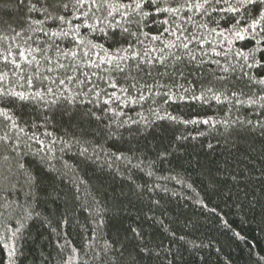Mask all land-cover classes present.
I'll list each match as a JSON object with an SVG mask.
<instances>
[{
    "label": "trees",
    "instance_id": "16d2710c",
    "mask_svg": "<svg viewBox=\"0 0 264 264\" xmlns=\"http://www.w3.org/2000/svg\"><path fill=\"white\" fill-rule=\"evenodd\" d=\"M165 3L176 7L182 0ZM222 6L172 17L146 6L147 17L133 13L124 20L114 13L102 24L89 18L98 27H80V47L70 37L50 40L13 24L22 33L19 42L31 36L32 47L47 48L52 64L37 54L40 80L33 88L12 72L0 82V88L41 94L15 112L25 129L21 162L31 184L15 160L0 159V238L5 228L9 237L19 229L3 241L15 249L13 257L0 245V264H62L73 249L76 264H93V249L105 246L111 247L108 264H264V93L248 86V76L264 77V71L247 68L237 57L258 47L255 59L264 63V33L236 38L235 31L251 21L244 10L233 16L220 12ZM6 14L14 22L22 16L44 19L18 9L16 0H0V15ZM49 25L59 31L51 20ZM78 25L82 21L72 20L61 27ZM57 45L75 51V61L61 56ZM121 47L129 49L121 55L138 53L144 63L121 61L123 73L108 64L89 66L99 62L101 49L114 53ZM33 136L51 151H40ZM140 248L151 256L137 257Z\"/></svg>",
    "mask_w": 264,
    "mask_h": 264
},
{
    "label": "snow or ice",
    "instance_id": "6c2138e0",
    "mask_svg": "<svg viewBox=\"0 0 264 264\" xmlns=\"http://www.w3.org/2000/svg\"><path fill=\"white\" fill-rule=\"evenodd\" d=\"M162 0H130V3H124L122 0H16V7L22 11H26L29 14L40 13L44 19H36L35 17H21L19 21L14 22L9 14V18L5 19L3 15H0V29H3V33H0V82H4L8 78L9 72H12L13 75H19L23 78L29 88H33L36 84V81L40 80V77L36 75L38 72V66L40 60L37 59V54L39 53L43 60L47 64L51 65L52 60L45 54L47 48H42L39 45L37 47H32L31 36H28L26 39H23V42H19L17 38H22L21 31H17L16 27H13V24L16 23L17 26L27 33L31 31H40L45 37H48L50 40H61L62 38H69L71 41H74L75 47H80L84 41L80 38V27L88 28L89 31H95L98 27L96 23H88L89 18H94L96 21H99L101 24L104 23L109 17L114 19V13H119L121 18L128 20L129 16L133 13L141 14L143 17L148 16V12L145 11V7H152L157 13H166L168 16H177V14L184 10L192 12L193 10L196 13H199L202 9H206V6H211L213 11H216V5H227L226 7H219V11L222 13H229L233 16L236 13H241L242 10L246 12L245 19H250V23L246 24V27H241L239 30L235 31L234 35L240 40L245 39L246 34H250L253 37L260 36L261 33H264V0H235V3L231 0H182V3H178L176 7H172L169 4L165 3V6H161ZM71 9V19H68L67 13ZM76 13H80L77 15ZM96 13H101L102 15L98 16ZM106 13V15H103ZM244 13H242V16ZM191 19V17H189ZM51 20L59 31L49 30L52 25H49L48 28H45V24ZM72 20L82 21V25L75 27H70L65 29L61 27L64 24H71ZM131 22V21H129ZM117 25L120 24V21H116ZM163 24L169 23L168 20L161 21ZM241 20L237 19L236 24L233 25L235 29L237 25H240ZM27 25V27H25ZM33 25H38L39 28H33ZM179 28V25H177ZM8 29H11V35L8 34ZM249 29L251 32L249 33ZM259 29V31H257ZM100 31H103V28H99ZM165 31H169L165 28ZM123 32L129 33L130 35H135L130 33L128 28H124ZM172 34V33H169ZM218 35H223V33H218ZM153 40H159V36H153ZM256 45L261 44V39H256ZM231 43V41H229ZM169 45H166L168 47ZM183 48L187 49L188 44L182 43ZM93 48L96 45H92ZM202 47V45H201ZM56 51L60 53L61 56L67 57L72 61H75L77 53L72 50H61L59 46H56ZM103 56L99 57V62L92 61L89 65L90 67L94 66L99 68L101 64H108L112 66L113 70L123 73L125 71L124 66L121 64V61L127 62L129 60L136 61L137 66L144 63L142 59H139V54L133 52L131 55H121V53H128V48H118L116 52L110 53L107 50H103ZM260 51V49L254 48L250 49L247 53L238 51L237 57H242L245 61L247 68L252 69L256 68L260 71H264V63L257 61L255 59V53ZM99 56V53H97ZM85 57H89V53H84ZM144 56L148 57L149 53L146 50ZM89 59H91L89 57ZM195 59V57H193ZM37 66L33 68V66ZM60 68H75V64L64 65L60 64ZM32 70L33 75H27L29 70ZM51 72L53 69L49 67L47 69ZM224 72H228L227 68L222 69ZM151 75V73H148ZM247 75V73H245ZM259 75V73L257 74ZM67 80H73L71 76L65 77ZM219 80H224V77H219ZM250 81L249 87L251 84H256L259 86L260 92L264 93V77L257 78V76H248ZM55 82V81H53ZM60 85L65 83V79L59 81ZM108 86L112 89L118 87V83L112 82L111 80L105 81ZM134 87V86H133ZM122 91H127V89H121ZM139 91V90H137ZM207 92H212V98L217 102H220V96L216 95L213 92L212 88H208ZM48 92L55 96V92L52 88H48ZM235 95V93H233ZM41 94L36 92L34 94H26L25 92L13 91L6 88H0V132L3 134L0 135V159L8 161L9 159L15 160L18 170L26 175L29 184H31V176L26 172L24 164L21 162V158L26 153L20 149V141L22 140L23 135H25V129L21 127L15 116L17 109H23L25 104L35 97H39ZM99 95V93H97ZM203 95V94H202ZM141 99L143 95L141 94ZM200 99L201 97H195ZM171 99V97H170ZM261 101H264V95L259 97ZM105 104L108 101H104ZM249 103H254L250 101ZM261 107L264 108V104H261ZM62 115H69L67 112L62 113ZM84 115H88L85 113ZM71 118V116H70ZM47 116H45V122H47ZM170 119H175L170 117ZM194 123V121H191ZM208 123V121H204ZM251 123L250 121L248 122ZM260 129L262 134H264V122L260 123ZM45 135H50V133L45 132ZM29 139L34 140L36 144L40 145V151H48L44 143L39 140L37 137H29ZM30 147V145H29ZM85 149H81L82 154L85 152ZM119 159V157H117ZM19 229H15L11 233V237L7 236L8 229L5 228V235L3 238H0V245L6 250H8L9 258L15 255V249H9V246L6 242H3L7 239L13 238L16 236V233ZM135 232V229H133ZM136 247V246H134ZM141 253H144L146 256H151V251L146 248H140L137 251V257L143 258ZM111 254V247L105 246L101 251L97 252L93 249V254L91 255V260L93 264H108ZM78 259L76 255V250L73 249L72 254L68 257L67 260H63L62 264H76ZM131 264H136L135 261Z\"/></svg>",
    "mask_w": 264,
    "mask_h": 264
}]
</instances>
